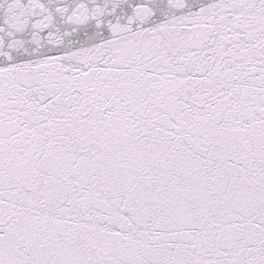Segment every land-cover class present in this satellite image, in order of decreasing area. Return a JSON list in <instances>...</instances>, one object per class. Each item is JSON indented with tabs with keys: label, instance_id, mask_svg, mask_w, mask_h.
<instances>
[{
	"label": "snow or ice",
	"instance_id": "obj_1",
	"mask_svg": "<svg viewBox=\"0 0 264 264\" xmlns=\"http://www.w3.org/2000/svg\"><path fill=\"white\" fill-rule=\"evenodd\" d=\"M0 264H264V0H0Z\"/></svg>",
	"mask_w": 264,
	"mask_h": 264
}]
</instances>
